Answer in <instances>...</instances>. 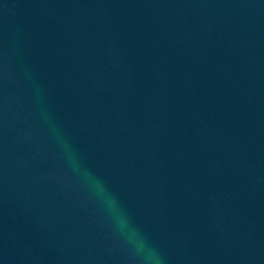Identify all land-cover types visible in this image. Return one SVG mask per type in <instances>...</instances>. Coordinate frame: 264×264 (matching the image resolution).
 Masks as SVG:
<instances>
[{"label":"water","instance_id":"1","mask_svg":"<svg viewBox=\"0 0 264 264\" xmlns=\"http://www.w3.org/2000/svg\"><path fill=\"white\" fill-rule=\"evenodd\" d=\"M57 137L165 264H264V0H0V264H136Z\"/></svg>","mask_w":264,"mask_h":264},{"label":"clouds","instance_id":"2","mask_svg":"<svg viewBox=\"0 0 264 264\" xmlns=\"http://www.w3.org/2000/svg\"><path fill=\"white\" fill-rule=\"evenodd\" d=\"M57 140L73 173L79 176L88 190L100 200L104 213L110 219L112 228L129 246L136 264H165L163 255L132 223L130 217L106 185L91 172L82 168L77 154L62 137H57Z\"/></svg>","mask_w":264,"mask_h":264}]
</instances>
